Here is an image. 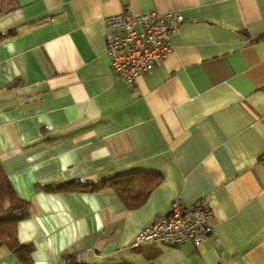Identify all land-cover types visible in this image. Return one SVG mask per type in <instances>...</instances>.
<instances>
[{
    "label": "crops",
    "instance_id": "1",
    "mask_svg": "<svg viewBox=\"0 0 264 264\" xmlns=\"http://www.w3.org/2000/svg\"><path fill=\"white\" fill-rule=\"evenodd\" d=\"M0 6V166L30 217L33 264H264V0H8ZM182 18L171 51L133 83L115 76L103 18ZM155 174L127 209L104 184ZM173 202L207 205L199 245L134 237ZM0 264H20L8 251Z\"/></svg>",
    "mask_w": 264,
    "mask_h": 264
},
{
    "label": "built area",
    "instance_id": "2",
    "mask_svg": "<svg viewBox=\"0 0 264 264\" xmlns=\"http://www.w3.org/2000/svg\"><path fill=\"white\" fill-rule=\"evenodd\" d=\"M181 22L182 18L174 12L164 15L156 11L140 15L122 12L104 17L106 52L115 76L133 83L138 75L159 65L171 51V34ZM212 217L205 204L183 207L173 202L167 212L134 237L131 247L138 249L149 244L179 247L186 242L199 245L212 231Z\"/></svg>",
    "mask_w": 264,
    "mask_h": 264
},
{
    "label": "trees",
    "instance_id": "3",
    "mask_svg": "<svg viewBox=\"0 0 264 264\" xmlns=\"http://www.w3.org/2000/svg\"><path fill=\"white\" fill-rule=\"evenodd\" d=\"M8 0H0V6ZM161 182L155 174H128V176H112L102 184L73 181L56 186L38 185L48 193L65 191H94L103 184L111 189L127 209L141 206L149 193ZM30 202L19 197L7 175L0 166V247L6 246L20 264H33L27 246L20 243L17 237V225L30 217ZM66 264L77 263L71 254H63Z\"/></svg>",
    "mask_w": 264,
    "mask_h": 264
},
{
    "label": "rangeland",
    "instance_id": "4",
    "mask_svg": "<svg viewBox=\"0 0 264 264\" xmlns=\"http://www.w3.org/2000/svg\"><path fill=\"white\" fill-rule=\"evenodd\" d=\"M1 6H5V4H3V5H1ZM7 246V245H6ZM6 246H1L0 247V254H2L4 251H7V248H6ZM27 250L29 251V249L27 248ZM29 253H30V251H29ZM62 264V263H61Z\"/></svg>",
    "mask_w": 264,
    "mask_h": 264
}]
</instances>
